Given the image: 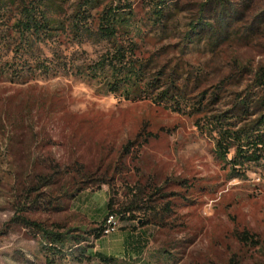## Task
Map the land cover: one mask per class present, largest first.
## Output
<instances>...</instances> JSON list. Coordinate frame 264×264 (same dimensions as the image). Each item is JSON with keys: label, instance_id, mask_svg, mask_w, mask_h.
<instances>
[{"label": "rangeland", "instance_id": "374dc122", "mask_svg": "<svg viewBox=\"0 0 264 264\" xmlns=\"http://www.w3.org/2000/svg\"><path fill=\"white\" fill-rule=\"evenodd\" d=\"M81 1L39 0L54 35L33 40L15 27L17 7L0 4V264H48L46 241L27 222L70 237L66 259L54 264H104L76 258L105 249L113 264H264V169H233L234 150L222 159L208 123H237L240 103L258 96L264 0H226L230 37L212 42L224 23L217 0H168L165 24L155 13L163 0H127L143 81L116 95L108 74H88L108 47L75 35ZM112 3L119 0H98L89 20ZM193 23L203 34L188 36ZM42 63L57 66L56 75L41 73ZM153 79L161 84L154 96L185 92V113L140 94ZM110 199L115 212L133 201L140 208L117 233H144L142 256L118 254L120 238L92 235Z\"/></svg>", "mask_w": 264, "mask_h": 264}, {"label": "trees", "instance_id": "16d2710c", "mask_svg": "<svg viewBox=\"0 0 264 264\" xmlns=\"http://www.w3.org/2000/svg\"><path fill=\"white\" fill-rule=\"evenodd\" d=\"M222 1L223 3L221 0H217V4L222 8L220 17L224 23L218 22V28L208 38L210 42L214 40L219 41L221 38L227 40L230 37L228 30L230 22L228 24L226 22L228 18H232V13L229 12L226 0ZM5 2L17 7L20 17L16 20L15 27L23 37L33 40L34 37L40 38L44 34L47 39L52 38L54 34L51 32V27L53 25L46 17V14H42L39 0H0V4ZM97 3L98 0H82L78 12L74 16L72 25L75 35L86 37L98 43H104L108 47L107 53L93 67H90L88 74L96 78L99 75L108 74L106 79L107 89L110 93L116 95L120 93L123 87L132 88L129 84H131L133 78L141 82L143 81V75L140 72L143 70L144 64L141 63L137 56L138 45L126 29L133 19L134 12L132 5L127 0H119V5L112 3L106 6L99 16L91 22L89 20L91 17L89 10L93 9ZM167 3L168 0L159 2V6L155 11L158 15L157 20L163 24L168 23L172 18L166 15L165 6ZM82 6H84V10ZM202 10L207 11L206 5L203 6ZM199 22L202 23L203 21L199 19ZM224 24L228 28L223 32L222 28L225 27ZM201 25L198 23L191 24L188 36L192 34L196 35V33L198 35L203 34L199 30ZM37 69H40L41 73L46 76H51L56 75L55 70H57V66L42 63ZM30 73H35V70H31ZM109 74H111V80H108ZM255 81V89L259 91L258 96L247 98L245 102L240 103L238 109L237 117H239V120L237 123H245L243 126L237 128V123L229 120L231 116L227 118L223 116L214 117L208 122L211 127L214 125L212 129L217 131L219 135L216 147L222 159L227 161L231 150H234V157L228 161L233 169H242L246 165L251 164L262 166L264 169V69L258 72ZM160 88V80L153 79L138 90L140 94L144 95L145 99L152 100L156 105H164L178 113L186 112L184 109L189 106L186 101L185 92L182 89L174 86L154 96L155 91ZM126 98L130 99V96L126 95ZM85 190L86 188L82 187L79 192L81 193ZM135 198H138V196L136 195ZM135 203L133 201L128 207H123V212H115V202L113 199H110L106 207L105 218L103 222L99 223L101 226L92 232L94 238L99 240L102 237L103 226L111 216L116 217L120 221H134L135 217L131 213L140 210L138 206L134 205ZM142 222L145 225L151 223V220ZM26 225L32 227L46 241L43 253L48 264H54L56 258L66 259L65 249L67 241L70 238L67 234L50 232L42 224L34 222H27ZM74 239L78 242L80 241L78 238ZM132 251L137 252L138 256H142L145 252L143 248H138L137 246H133ZM76 259L80 263L86 260H98L104 264H113L117 260V258L107 257L100 253H95L94 256H87L85 250Z\"/></svg>", "mask_w": 264, "mask_h": 264}, {"label": "crops", "instance_id": "0c3cea01", "mask_svg": "<svg viewBox=\"0 0 264 264\" xmlns=\"http://www.w3.org/2000/svg\"><path fill=\"white\" fill-rule=\"evenodd\" d=\"M105 215H106V210L104 212V218H105ZM95 222L101 223L100 221H95ZM111 236H114L117 239L120 238V247H121L120 249L121 250L118 252V254L123 255L124 257H134L135 255L138 254L137 252L132 251L133 246H137L138 248H143V250L145 251L146 247L144 246L146 245L145 244L146 239L143 237L144 233L134 234L128 230H124L119 233L116 232L105 238H110ZM96 253H100L107 257L116 258L115 254H113L111 250L109 249L98 251Z\"/></svg>", "mask_w": 264, "mask_h": 264}, {"label": "built area", "instance_id": "2783aa9c", "mask_svg": "<svg viewBox=\"0 0 264 264\" xmlns=\"http://www.w3.org/2000/svg\"><path fill=\"white\" fill-rule=\"evenodd\" d=\"M119 228V220L114 216L109 217L103 226L102 237H108L116 233Z\"/></svg>", "mask_w": 264, "mask_h": 264}]
</instances>
